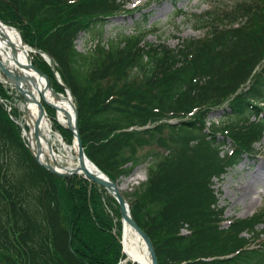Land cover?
Segmentation results:
<instances>
[{
	"label": "trees",
	"instance_id": "1",
	"mask_svg": "<svg viewBox=\"0 0 264 264\" xmlns=\"http://www.w3.org/2000/svg\"><path fill=\"white\" fill-rule=\"evenodd\" d=\"M123 10L121 0H0V19L54 59L31 52L35 67L64 93L58 71L75 95L87 156L117 181L146 166L147 181L125 197L159 264H264V243H255L264 209L225 227L213 187L264 136V0L194 14L204 36L177 49L145 41L143 30L91 54L77 49L81 32ZM121 219L103 187L40 165L0 101V264H119Z\"/></svg>",
	"mask_w": 264,
	"mask_h": 264
},
{
	"label": "rangeland",
	"instance_id": "2",
	"mask_svg": "<svg viewBox=\"0 0 264 264\" xmlns=\"http://www.w3.org/2000/svg\"><path fill=\"white\" fill-rule=\"evenodd\" d=\"M125 3V9L117 15L110 17L102 26H96L91 32H81L75 43L79 51L85 54H91L101 43L108 45L112 39L121 35L133 34L136 31H146L145 41L159 44L164 43L171 48H178L183 39L189 37L203 36V32L196 30L193 25V15L199 14L210 6L218 9L228 8L233 2L238 0H121ZM228 6V7H227ZM5 96L0 95L1 99L7 105H13V109L18 107L23 111V102L19 101L17 90L11 86L0 83ZM21 100V99H20ZM226 104L214 108L209 115V119H221ZM20 111L19 114H20ZM22 116L21 119H24ZM157 149V147H154ZM230 148L227 144L226 149ZM241 161L230 168L228 172L219 179H214V188L219 198V205L225 207V222L227 226L233 219H243L264 209V177L256 175L254 168L258 164H264V136L262 140L255 144L254 152L251 155L243 154ZM73 158H77L75 153ZM145 181L147 171L145 165H140L133 174L123 177L120 186L125 185L121 191L130 196L135 191L131 190L130 184H137L136 180ZM251 187V195L244 198L242 191L248 184ZM110 212V209H109ZM111 213V212H110ZM186 231V229H184ZM256 240L255 243H263Z\"/></svg>",
	"mask_w": 264,
	"mask_h": 264
},
{
	"label": "bare ground",
	"instance_id": "3",
	"mask_svg": "<svg viewBox=\"0 0 264 264\" xmlns=\"http://www.w3.org/2000/svg\"><path fill=\"white\" fill-rule=\"evenodd\" d=\"M30 48L22 41L19 32L11 26L0 22V58L14 72L21 75L19 89L24 93L23 101V135L31 150L44 164L51 165L61 173H66L79 166L78 158H73L77 144L69 145L53 121L44 113L40 114V104L44 99L57 106L54 119L60 126H67L74 118L73 99L70 95L56 96L50 88H46V80L29 66ZM2 72L0 70V79ZM16 83H12L15 86ZM17 85V84H16ZM18 89V88H17ZM18 89V90H19ZM76 140V139H75ZM87 169L97 172L90 162H85ZM254 173L264 177V164H258ZM104 176V175H103ZM105 177V176H104ZM248 184L242 191L243 197L251 195ZM121 191L126 187L119 184ZM123 248L127 260L138 264H151V257L143 238L129 225H125L123 232Z\"/></svg>",
	"mask_w": 264,
	"mask_h": 264
},
{
	"label": "water",
	"instance_id": "4",
	"mask_svg": "<svg viewBox=\"0 0 264 264\" xmlns=\"http://www.w3.org/2000/svg\"><path fill=\"white\" fill-rule=\"evenodd\" d=\"M0 22H2V21L0 20ZM16 30L19 32L18 29H16ZM22 41H23V39H22ZM45 57L51 65L54 64L53 57L51 55L48 54V55H45ZM29 66L32 69H34L36 72H38L43 78H45L46 88H50L52 93L56 96L61 95L52 88L49 77L47 75H45V73L43 71L36 68L32 64L31 60L29 62ZM0 69L3 73V76L8 81H10L11 83H16L17 85L15 84V86L17 88H19V84H20L21 78H22L21 75L18 74L17 72H14L10 68H8V66L2 61L1 58H0ZM61 84L63 86H65L64 83H61ZM20 91L24 95V93L21 89H20ZM66 91L73 98L74 102H76V97L74 96V94L71 92V90L68 87H67ZM44 102L50 108L55 109V110L57 109V106L55 104L48 103L45 99H44ZM73 107H74V112H75L74 118H72V122H70L67 126H64V127L67 128L69 131L73 132L74 136L76 137V141H74V143L76 142V144L78 146V149L76 151V155L78 157L79 166L73 170L66 172V173H61V172L57 171L55 169V167H53L51 165L44 164L43 162H41L39 157L35 153H33L35 159L41 165H43L46 169H48L51 172L56 173L60 176L70 177V176H73L75 174L83 173L84 176L87 177L88 179H90L93 182H95V183L103 186L104 188H106L109 191V193L117 200V202L119 204L121 215H122V222H123L124 227H125V225H129L130 228L134 229L143 238V240L145 241V244L147 246V249L149 251L150 257H151V264H159L158 256H157L153 241L148 236V234L140 227V225L138 224V222L134 218V216L131 212L130 205L128 204L127 200L125 199V197L122 195V193L120 192V190L118 188V183L116 181H114L112 178H110L108 175L104 174L97 167V165H95V163L86 155V153L84 151L83 142H82V139L80 136L79 128H78V109H77L76 103H73ZM44 113H45V107L43 104H40L41 116H43ZM87 161L90 162L95 167L97 172H94V171L87 169V167L85 165V162H87Z\"/></svg>",
	"mask_w": 264,
	"mask_h": 264
}]
</instances>
